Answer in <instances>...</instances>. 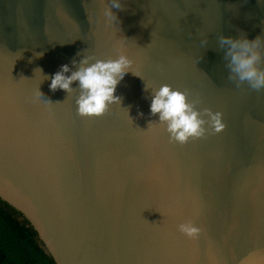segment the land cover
Returning a JSON list of instances; mask_svg holds the SVG:
<instances>
[{
  "label": "water",
  "instance_id": "obj_1",
  "mask_svg": "<svg viewBox=\"0 0 264 264\" xmlns=\"http://www.w3.org/2000/svg\"><path fill=\"white\" fill-rule=\"evenodd\" d=\"M117 2L0 0V197L57 264H264V88L230 80L216 44L259 34L264 67V0ZM121 52L136 75L102 115L77 113V82L68 93L42 80ZM161 84L225 127L171 140L144 87ZM185 220L197 237L178 231Z\"/></svg>",
  "mask_w": 264,
  "mask_h": 264
},
{
  "label": "clouds",
  "instance_id": "obj_2",
  "mask_svg": "<svg viewBox=\"0 0 264 264\" xmlns=\"http://www.w3.org/2000/svg\"><path fill=\"white\" fill-rule=\"evenodd\" d=\"M115 7L120 5L117 0H112V9ZM105 15H111V11H106ZM201 43L206 44L207 39H202ZM216 44L223 53L230 80L237 84L246 82L256 90L264 88V67L258 63L262 55L259 34L253 38H249L244 31H239L236 35L221 34L217 37ZM42 54L43 52H39L36 56ZM132 64V59L121 52L107 59L82 55L79 60L72 59L69 63L61 64L50 76L42 73L40 68L39 70L44 77L42 80H50L48 87L52 91L62 89L69 93L74 89L73 82H77V113L82 116H98L110 105H120L122 97L116 94V88L129 71L136 75L132 71ZM144 87L145 90L151 89L150 115L158 117V122L164 126L171 140L185 143L190 138L204 136L209 129L220 131L225 127L221 112L196 107V101L189 99L188 93L180 88L170 84H161L157 88ZM37 95L41 99L39 87ZM177 229L191 238L197 237L202 231L192 220L180 222Z\"/></svg>",
  "mask_w": 264,
  "mask_h": 264
},
{
  "label": "trees",
  "instance_id": "obj_3",
  "mask_svg": "<svg viewBox=\"0 0 264 264\" xmlns=\"http://www.w3.org/2000/svg\"><path fill=\"white\" fill-rule=\"evenodd\" d=\"M0 264H57L30 220L1 197Z\"/></svg>",
  "mask_w": 264,
  "mask_h": 264
}]
</instances>
